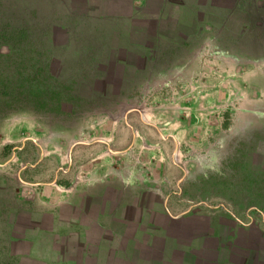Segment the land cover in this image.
I'll return each instance as SVG.
<instances>
[{"label":"rangeland","instance_id":"374dc122","mask_svg":"<svg viewBox=\"0 0 264 264\" xmlns=\"http://www.w3.org/2000/svg\"><path fill=\"white\" fill-rule=\"evenodd\" d=\"M0 264H264V0H0Z\"/></svg>","mask_w":264,"mask_h":264}]
</instances>
